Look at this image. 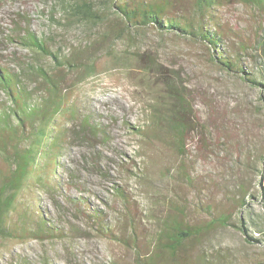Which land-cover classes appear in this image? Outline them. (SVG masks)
Listing matches in <instances>:
<instances>
[{
  "label": "rangeland",
  "instance_id": "1",
  "mask_svg": "<svg viewBox=\"0 0 264 264\" xmlns=\"http://www.w3.org/2000/svg\"><path fill=\"white\" fill-rule=\"evenodd\" d=\"M112 1L0 0V64L20 72L39 101L48 92L29 71L63 70L62 88L70 99L54 132L59 133L52 153L60 163L56 180L49 191L37 182L22 189L7 219L16 230L0 238V264H152L149 255L156 264H264V241H248L237 217L243 190L258 195L264 186L259 91L240 73L212 64L207 43L154 28L123 35ZM83 2L102 20L83 16ZM218 15L247 37L264 29V17L236 0ZM24 29L52 53L27 48L18 37ZM233 38L223 46L228 52L236 46L238 37ZM56 53L60 60L78 57L77 68L58 69ZM155 57L160 62L151 67ZM241 61L252 68L247 55ZM172 85L178 86L175 94ZM173 95L189 101L175 107L190 124L184 154L169 146L161 131L155 138L135 131L152 106L168 112ZM86 119L98 128L82 125ZM118 188L134 204L126 205ZM254 203L260 210L261 202ZM23 207L27 216L21 219ZM219 214L229 222L218 220ZM41 215L51 228L43 239L23 231L37 232ZM177 222L199 226L196 235L176 245L170 235L178 232Z\"/></svg>",
  "mask_w": 264,
  "mask_h": 264
},
{
  "label": "trees",
  "instance_id": "2",
  "mask_svg": "<svg viewBox=\"0 0 264 264\" xmlns=\"http://www.w3.org/2000/svg\"><path fill=\"white\" fill-rule=\"evenodd\" d=\"M236 1L258 11L264 17V0ZM229 3L230 0L112 1L113 8L124 25V31L120 33L126 35L127 30L154 28L161 35L172 34L194 43H207L211 48L210 62L220 67L223 72L240 73L252 88L259 91L260 102L264 105V29L258 31L255 37H247L245 33L235 32L223 24L218 13ZM79 7L86 18L102 20V15L91 7L89 2H83ZM18 31L22 43L33 52L44 56L52 53L48 45L31 30ZM233 36L238 37L236 46L233 52H228L223 46L225 42L234 40ZM142 47L143 45L139 49ZM246 55L252 62V68L243 65L241 61ZM54 57L61 64L58 69L77 68L78 57L60 60L57 53ZM159 62L158 57L153 58L151 67ZM33 68V71H29V75L39 76L48 92L44 101H39L34 96V91L28 87L26 78L20 72L0 64V95L3 93L6 96L4 101L0 98V238L13 235L16 230V225L9 224L7 219L16 208L22 189L25 186L31 187L32 183L37 182L41 189L49 191L53 187L52 180H56L55 173L60 164L58 155L52 153H55L58 144L59 133L58 131L54 133L57 129V117L70 102L62 88L65 74L63 70H56L52 74L41 66H33ZM169 89L175 94L178 86L172 85ZM172 98V106L169 107L168 112L164 113L157 104L152 106L151 116L146 119L143 126L135 128V131L140 137L153 138L161 137L159 133L161 131L167 144L184 154L190 124L186 118L179 116L176 108L187 106L189 101L181 96L173 95ZM81 124L87 125L93 131L98 128L96 125L91 126L89 119ZM34 176L37 180L31 182ZM238 186L241 191L245 189L244 182L239 183ZM259 192L257 195L247 189L243 190L239 202L240 211L237 214L239 228L251 243L264 241V186ZM118 195L126 205L134 204L122 188H118ZM255 199L261 202L260 210L255 208L257 205L254 203ZM24 209L25 207L20 211L21 219L27 216V210ZM97 216L95 213L94 217ZM217 217L221 222H229L226 214H219ZM38 225L37 232L28 228H24L23 231L32 233L35 238L48 237L43 233L51 231V228L43 215L40 216ZM101 226L103 231L108 232L104 223ZM198 228L199 226L184 228L183 223L177 222L174 230L178 232L170 236L176 241V245L182 244L194 237ZM175 248L173 246L174 250ZM148 259L150 263L156 264L153 256L149 255ZM175 264L180 263L178 261Z\"/></svg>",
  "mask_w": 264,
  "mask_h": 264
}]
</instances>
